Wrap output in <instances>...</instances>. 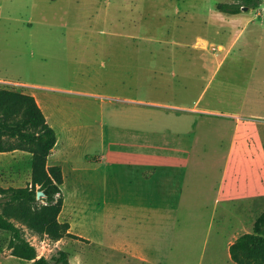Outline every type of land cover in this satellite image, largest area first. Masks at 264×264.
Masks as SVG:
<instances>
[{"label": "rangeland", "instance_id": "1", "mask_svg": "<svg viewBox=\"0 0 264 264\" xmlns=\"http://www.w3.org/2000/svg\"><path fill=\"white\" fill-rule=\"evenodd\" d=\"M231 1L0 0V89L34 96L55 130L49 164L61 166L64 178L58 219L82 237L53 241L26 230L38 257L65 264L56 261L65 252L66 264H122L123 249L167 264H230L222 252L236 230L216 220L174 229L168 254L153 243L170 236L171 229L159 230L157 209L171 211L175 200L159 192L158 181L174 172L159 168L143 185L140 169L192 164L188 173L178 170L177 189L209 199L202 178L209 190L217 185L234 132L213 116L235 121V139L254 140L264 153V0L238 14L216 10ZM205 102L220 112L202 120ZM0 146L26 144L3 135ZM29 154L0 152V187L29 183ZM8 240L0 230V264H30L11 254Z\"/></svg>", "mask_w": 264, "mask_h": 264}, {"label": "trees", "instance_id": "2", "mask_svg": "<svg viewBox=\"0 0 264 264\" xmlns=\"http://www.w3.org/2000/svg\"><path fill=\"white\" fill-rule=\"evenodd\" d=\"M260 0H232L218 3L216 10L224 14H238L243 8H256ZM9 136L26 147L0 146V152L22 150L31 154L30 181L24 187H0V230L9 233L7 249L11 254L30 264H51L38 257L25 231L46 235L53 241L65 237L82 239L72 234L67 222L58 217L63 207L61 190L63 171L59 165H48L47 160L57 142L55 130L34 96L6 88L0 89V136ZM42 195L37 198V192ZM236 264H264V212L254 223L253 231L239 236L229 247ZM61 252L57 262L67 263Z\"/></svg>", "mask_w": 264, "mask_h": 264}, {"label": "crops", "instance_id": "3", "mask_svg": "<svg viewBox=\"0 0 264 264\" xmlns=\"http://www.w3.org/2000/svg\"><path fill=\"white\" fill-rule=\"evenodd\" d=\"M211 96L206 99L210 101ZM217 98L222 100L223 95L220 94L219 90L217 93ZM206 112L209 114L204 116L202 120L207 116H213L212 113L220 112L216 107L210 106L209 103L204 104ZM227 116H232L235 113L230 111H225L221 113ZM215 117V122H230L234 124L233 139L227 144L225 151V158L222 166L220 167V174L218 177L217 185L209 190L207 177L202 178V192L203 196L208 195V199L199 198H186L185 193L182 189H177V173L178 170L184 169L187 173L190 170L192 164H180V163H145L142 169L141 182L143 185L151 182L157 174L159 168L164 167L166 171L173 169L174 174L165 173L160 176L158 181L159 192H170L169 195L174 197L175 206L170 207L171 211H168V207H159L157 209V214L159 212V230L161 232H166L170 230V236L167 238H162L158 236L153 243L155 245L163 244L166 246V253L168 254L173 247L174 242L177 240L174 236V231L178 227H182L187 223L193 226L205 225L210 226L215 220L219 222L220 229L231 228L236 230L225 243L224 256L229 261L230 264H236L232 261L229 247L230 245L241 235L246 233H251L253 231V226L256 217L264 212V153L261 151L259 143L257 144L254 140H240L237 141L236 135L239 134V125L230 118H217ZM219 120V121H218ZM253 132V130L250 128ZM254 133V132H253ZM253 141V142H252ZM54 149V148H53ZM50 155L48 156L47 164H49ZM29 162V175H30V163L31 154L28 158ZM201 164V163H200ZM190 165V166H189ZM203 169H210L212 164L208 160H204L201 164ZM62 168V167H61ZM149 168V169H148ZM169 168V169H167ZM145 169H148L145 172ZM186 174V173H185ZM184 189V188H183ZM138 192H148L147 188H141ZM173 192V195L172 193ZM167 196V195H166ZM64 204V202H63ZM165 201H163V205ZM162 205V206H163ZM63 208V207H62ZM218 214V215H217ZM59 218V217H58ZM158 221V220H157ZM157 228V227H156ZM175 229V230H174ZM140 235L138 233H130L126 237L131 238L127 242L135 241ZM189 237H182V242L187 243L190 241ZM133 240V241H132ZM126 242V241H125ZM178 242V241H177ZM207 243V237H203L198 246L200 248V254L198 260L201 261V256L203 254L204 248ZM158 249H155V253ZM122 256V264H130L131 261H137L140 264H167L166 261H158L154 256L150 257L148 254L144 253L142 250L138 252H129L123 250L120 253ZM117 256V258L120 256ZM200 264V262H199Z\"/></svg>", "mask_w": 264, "mask_h": 264}, {"label": "water", "instance_id": "4", "mask_svg": "<svg viewBox=\"0 0 264 264\" xmlns=\"http://www.w3.org/2000/svg\"><path fill=\"white\" fill-rule=\"evenodd\" d=\"M243 9H246V8H243ZM41 195H42V192L41 191H38L37 192V198H40Z\"/></svg>", "mask_w": 264, "mask_h": 264}, {"label": "built area", "instance_id": "5", "mask_svg": "<svg viewBox=\"0 0 264 264\" xmlns=\"http://www.w3.org/2000/svg\"><path fill=\"white\" fill-rule=\"evenodd\" d=\"M211 50H212V51H215V47H214V46H212V47H211Z\"/></svg>", "mask_w": 264, "mask_h": 264}, {"label": "bare ground", "instance_id": "6", "mask_svg": "<svg viewBox=\"0 0 264 264\" xmlns=\"http://www.w3.org/2000/svg\"><path fill=\"white\" fill-rule=\"evenodd\" d=\"M55 119V118H54ZM56 120H58L57 118H56ZM59 121H60V119H59ZM55 122V121H54Z\"/></svg>", "mask_w": 264, "mask_h": 264}]
</instances>
